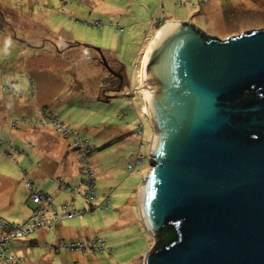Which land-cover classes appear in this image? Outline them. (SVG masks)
Masks as SVG:
<instances>
[{"label":"rangeland","instance_id":"1","mask_svg":"<svg viewBox=\"0 0 264 264\" xmlns=\"http://www.w3.org/2000/svg\"><path fill=\"white\" fill-rule=\"evenodd\" d=\"M166 20L189 21L225 39L264 28V0H0V216L19 223L28 215L32 204L23 183L47 192L51 205L62 211L73 199L71 191L76 187L81 191L88 176L81 164L78 171L79 152L72 150L68 159L60 153L59 142L61 148L72 146V138L56 133L44 115L53 114L71 132L99 146L121 135L92 153L89 161L97 201L107 198V210H88L61 225L82 228L86 238L103 237L106 248L55 254L50 245L58 240L56 232H35L11 243L19 249L15 254L26 258L23 264L144 263L140 257L154 239L139 217L138 189L151 168L153 128L150 116L142 113L141 93L106 102L98 99L105 88L100 83L108 75L99 58L102 53L106 61L123 65L129 79L124 90L139 88L143 54ZM141 123L137 143L132 131L137 134ZM137 155L144 156L143 163L128 169ZM50 163L60 164L54 174L63 178L52 176ZM24 173L35 184L23 180ZM74 204L76 210L87 209L81 195ZM33 238L36 243L28 244Z\"/></svg>","mask_w":264,"mask_h":264},{"label":"water","instance_id":"2","mask_svg":"<svg viewBox=\"0 0 264 264\" xmlns=\"http://www.w3.org/2000/svg\"><path fill=\"white\" fill-rule=\"evenodd\" d=\"M148 47L142 85L98 98L138 92L152 116L140 217L154 243L174 234L143 264H264V28L221 40L170 20Z\"/></svg>","mask_w":264,"mask_h":264},{"label":"built area","instance_id":"3","mask_svg":"<svg viewBox=\"0 0 264 264\" xmlns=\"http://www.w3.org/2000/svg\"><path fill=\"white\" fill-rule=\"evenodd\" d=\"M183 1V0H180ZM206 1V0H204ZM45 118H50L54 122L55 130L61 134L67 135L72 138L73 146H75L76 150L80 153V163L83 166V169L88 174L87 178L82 181V191H80L77 187L71 191L72 200L66 203L63 206V210L59 211L55 206L51 205V199L48 197L44 191H40L35 189L34 187H29L27 184V188H29L30 199L33 200L34 203L40 204V208L38 212H33L27 219L23 220L20 224L7 223L2 218H0V225L5 229V235H0V264H22L24 257H16L13 254L8 253V244L11 243L13 239H22V237L30 236L34 231L39 229H55L57 224L66 218L76 216L77 214H82L84 212H88V210H94L95 208H99L102 211L107 210L108 208V200L104 198L103 200L97 201L96 196V186L94 185L95 174L91 169L89 158L94 150V145L88 141L87 139L80 138L79 135L71 132L65 127L63 124H60L55 117H51V115H44ZM140 129L137 131L138 136H142L143 127L142 123L140 124ZM143 141L141 140L139 146L142 147ZM144 156L135 157V163H131L128 166V169H132V166L136 165L138 162L143 163ZM59 181L62 182V179ZM31 182V181H30ZM63 186H66L67 189L71 190L70 185L63 183ZM80 193L84 198L85 202V210H76L74 207V196L75 194ZM103 249L106 248V241L103 237H90L83 239H76L71 241H63L57 240L54 246V250H76V251H94L95 249Z\"/></svg>","mask_w":264,"mask_h":264},{"label":"crops","instance_id":"4","mask_svg":"<svg viewBox=\"0 0 264 264\" xmlns=\"http://www.w3.org/2000/svg\"><path fill=\"white\" fill-rule=\"evenodd\" d=\"M173 21V20H172ZM164 23L165 22H168L167 20L166 21H163ZM59 54V53H58ZM137 87V86H136ZM133 89H135V88H132L131 90L130 89H125V90H122L124 93H128V92H130V91H133ZM138 93V92H137ZM143 97V96H142ZM110 100V99H109ZM143 108H145V101H143ZM134 110H135V107H134ZM142 113L145 115V116H147L148 117V115H146V112H145V109L144 110H142ZM148 119H149V117H148ZM149 121H150V119H149ZM45 123H46V120L43 122V123H41V124H43V125H45ZM150 124H151V122H150ZM53 126H54V122H53ZM41 129V131H44V132H46L47 134H50L51 135V133H49V131H47V130H43V128L41 127L40 128ZM39 130V129H38ZM54 131L56 132V133H58L59 135H62V136H67V135H64V134H61V133H59L58 131H56L55 130V126H54ZM125 132H129V131H125ZM132 134H133V136H135V138H136V134L135 133H133V131H132ZM115 137H118V136H115ZM114 137V138H115ZM138 141H139V138H136V142L138 143ZM28 142V141H27ZM73 144V143H72ZM93 145H94V147L96 148L97 147V145L95 144V143H93ZM70 145L68 144H65V145H63V147L61 148L60 147V142H59V146H58V150L60 151V153H61V151H62V153H63V155H66V158L68 159L69 158V154H70V152H72V150L75 152V148H73V145L72 146H70ZM71 148V149H70ZM95 148H94V150L92 151V153H94V152H96V150H95ZM66 151H68V153H66ZM76 152H78L77 150H76ZM95 156H97V155H95ZM77 157H78V159H77V163H78V171H79V167H80V155H79V153H78V155H77ZM92 157H93V155H92ZM48 159H49V161L51 162V160H50V157H48ZM90 159H91V155H90V158H89V161H90ZM66 163V162H65ZM90 163V162H89ZM50 165H51V163H50ZM60 165V164H59ZM59 165L58 164H56L55 166H52L51 165V167H54V171L52 172V176H60V177H62L63 175H58V174H54V173H56V172H59ZM66 167H67V164L66 165H64V166H62V168H61V173H63L64 174V170L66 169ZM92 168V167H91ZM94 172V171H93ZM24 178H23V180L25 179V177L27 178V179H30V180H32V178H29V177H27L26 176V174L24 173V176H23ZM63 178V177H62ZM63 180V182L64 183H66L65 181H64V179H62ZM33 181V180H32ZM34 182V181H33ZM80 182V181H79ZM58 183V182H57ZM34 184H35V182H34ZM67 184V183H66ZM68 185H70V184H68ZM77 185H79V184H77ZM23 186H24V188H26V190L28 189V191H29V188H27V186L23 183ZM36 186V185H35ZM71 186V185H70ZM37 187V186H36ZM38 188V187H37ZM64 188H66V187H64ZM40 189V188H39ZM41 191H44V190H42V189H40ZM81 191H82V189H81ZM45 192V191H44ZM45 193H47V192H45ZM48 194V193H47ZM49 195V194H48ZM70 195H71V193H70ZM77 195H81L80 193H77L75 196H74V203H75V200H76V196ZM28 198H30V192H29V195H28ZM102 198V196L99 198V200ZM97 199H98V196H97ZM71 199H69L68 201H70ZM102 200V199H101ZM100 200V201H101ZM67 202V201H66ZM65 202V203H66ZM64 203V204H65ZM32 204V203H31ZM63 204V205H64ZM54 205H55V203H54ZM75 205V204H74ZM32 207H33V204H32V206H31V208H30V210H28L29 211V213H28V215L23 219V220H25L26 218H28L31 214H32ZM58 207V206H57ZM138 209H139V207H138ZM139 212V217H140V210L138 211ZM0 217H2V216H0ZM3 218V217H2ZM141 218V217H140ZM23 220H21V222L23 221ZM64 221V220H63ZM63 221H61V223H59L58 224V226H56L55 227V229H44V230H40V231H37V232H39V233H43L44 231H47V230H52V231H54V232H56V238L57 239H59V240H63V241H65V242H67V241H71V240H78V239H83V238H86V237H88V235L83 231V229L82 228H80V227H74V226H67V228H64V227H62L61 225H62V222ZM0 232H1V228H0ZM31 237V236H30ZM29 237V238H30ZM150 239H151V234H150ZM152 239H153V237H152ZM36 241H37V239L36 238H33V239H29L28 240V244H30V245H32V244H34V243H36ZM57 241V240H56ZM20 242V241H19ZM55 242H51V245H50V247H51V250L53 251V252H55V250H54V246H55ZM154 244V241H153V243H152V241H151V244H147V246H146V248H145V250H146V252L148 251V249L152 246ZM150 246V247H149ZM13 249H14V251L15 250H19V249H15L14 247H13ZM64 251V250H63ZM62 251V252H63ZM62 252H57L58 254H60L61 255V253ZM112 252V251H111ZM56 252H55V254H57ZM110 254V253H109ZM146 254V253H145ZM145 254H143L141 257H140V262L142 261V259L144 258V256H145ZM24 257V256H23ZM26 262V258H24V261H23V263H25ZM22 263V264H23ZM141 264H142V262H141Z\"/></svg>","mask_w":264,"mask_h":264},{"label":"trees","instance_id":"5","mask_svg":"<svg viewBox=\"0 0 264 264\" xmlns=\"http://www.w3.org/2000/svg\"><path fill=\"white\" fill-rule=\"evenodd\" d=\"M160 26V25H159ZM159 26L157 27V28H159ZM156 28V29H157ZM201 30V29H200ZM202 31V30H201ZM202 33L205 35L206 34V36H208V37H212V38H219L218 36H211V35H209V34H207V33H205V32H203L202 31ZM219 39H221V38H219ZM222 40V39H221ZM89 46V45H88ZM143 52V51H142ZM101 61H102V59H101ZM104 63V62H103ZM101 64V63H100ZM102 65V64H101ZM105 66V65H104ZM51 117L53 118V117H55L53 114H51ZM45 119H48V120H50V118H45ZM55 119H57L56 117H55ZM45 120H43V121H41V122H44ZM57 121L60 123V124H63L65 127H66V125L63 123V122H61V121H59L58 119H57ZM53 122V121H52ZM69 130V129H68ZM121 137V135H119L118 137H115V138H112L111 140H108L105 144H103V145H101V146H99V145H97V147L95 148V150H97V149H100V148H102V147H105V146H107L108 145V143H110L111 141L113 142V141H115V140H119V138ZM76 149V148H75ZM138 156V155H137ZM136 156V157H137ZM94 185H95V179H94ZM96 186V185H95ZM30 199V198H29ZM30 202L33 204V207H32V213L33 212H38V209L40 208V204H38V203H34L33 202V200L32 199H30ZM32 215V214H31ZM0 218H2V217H0ZM4 221H6L7 223H14V224H20L21 222H19V223H17V222H8L6 219H4V218H2ZM27 219V218H26ZM0 228H1V232H0V235H5V229H3V227L0 225ZM45 229V228H44ZM44 229H39V230H37V231H40V230H44ZM37 231H34L30 236H32L33 234H35V232H37ZM173 230L168 226H164V228L163 229H161L159 232H158V235H157V240H155V243H154V248H157V247H159V246H161V245H163L164 243H166V242H168V240L173 236ZM30 236H28V237H22V239H28ZM22 239H13V240H11V243L13 242V241H22ZM106 241V240H105ZM11 243L10 244H8L9 246H7L8 247V253L9 254H13L14 256H16V257H21V256H17L16 254H15V252H14V249H13V247H11ZM106 244H107V241H106ZM108 245V244H107ZM56 253L57 252H60L59 250H56L55 251Z\"/></svg>","mask_w":264,"mask_h":264},{"label":"flooded vegetation","instance_id":"6","mask_svg":"<svg viewBox=\"0 0 264 264\" xmlns=\"http://www.w3.org/2000/svg\"><path fill=\"white\" fill-rule=\"evenodd\" d=\"M99 61L101 62V64L104 66L103 61H101V55L99 58ZM109 66L111 69H108L106 66H104V68L107 70V76L102 80V82L100 83V86H102L104 89L106 88H111V89H117L118 87H120V91L124 90V88L129 84V79L126 75V72L124 71V67L122 64H120V62L118 61H114V63H111L108 60ZM111 64H114L115 67L112 68ZM115 91L112 90H106L105 94H113Z\"/></svg>","mask_w":264,"mask_h":264},{"label":"bare ground","instance_id":"7","mask_svg":"<svg viewBox=\"0 0 264 264\" xmlns=\"http://www.w3.org/2000/svg\"><path fill=\"white\" fill-rule=\"evenodd\" d=\"M147 48H149V47H147ZM148 51H149V49H147V50L145 51V54H143L144 57H143V59H142V67H141V71H142V69H143V65H144V62H145V60H146L145 57H146V54H147ZM142 75H143V71H142V73H141V81H142ZM145 112H146L147 115L151 116L150 113H149V110H148L147 105H146V107H145ZM151 118H152V116H151Z\"/></svg>","mask_w":264,"mask_h":264},{"label":"clouds","instance_id":"8","mask_svg":"<svg viewBox=\"0 0 264 264\" xmlns=\"http://www.w3.org/2000/svg\"><path fill=\"white\" fill-rule=\"evenodd\" d=\"M147 115V114H146Z\"/></svg>","mask_w":264,"mask_h":264}]
</instances>
